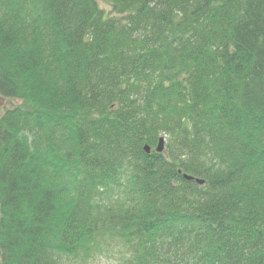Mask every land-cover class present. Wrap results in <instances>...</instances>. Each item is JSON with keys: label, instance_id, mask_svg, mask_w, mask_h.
<instances>
[{"label": "trees", "instance_id": "trees-1", "mask_svg": "<svg viewBox=\"0 0 264 264\" xmlns=\"http://www.w3.org/2000/svg\"><path fill=\"white\" fill-rule=\"evenodd\" d=\"M108 1L0 0V264H264V0Z\"/></svg>", "mask_w": 264, "mask_h": 264}, {"label": "rangeland", "instance_id": "rangeland-1", "mask_svg": "<svg viewBox=\"0 0 264 264\" xmlns=\"http://www.w3.org/2000/svg\"><path fill=\"white\" fill-rule=\"evenodd\" d=\"M98 4L106 13H111L112 7L108 0H97ZM22 105V101L18 99L3 98L0 96V117L11 108H15ZM167 145V141H166ZM155 150V149H154ZM127 250L124 247L116 248L110 253L98 256L94 259H90L82 264H121ZM64 264H80L75 260H65Z\"/></svg>", "mask_w": 264, "mask_h": 264}, {"label": "water", "instance_id": "water-1", "mask_svg": "<svg viewBox=\"0 0 264 264\" xmlns=\"http://www.w3.org/2000/svg\"><path fill=\"white\" fill-rule=\"evenodd\" d=\"M166 148V139L165 137H160L159 138V141H158V144H157V147H156V152L157 153H163L164 150ZM144 150L150 154L151 153V147L149 145H146L144 146ZM185 178L187 180H190V181H196L197 183H199L200 185H204L205 184V180L203 179H200V178H195L193 176H190V175H185Z\"/></svg>", "mask_w": 264, "mask_h": 264}, {"label": "bare ground", "instance_id": "bare-ground-1", "mask_svg": "<svg viewBox=\"0 0 264 264\" xmlns=\"http://www.w3.org/2000/svg\"><path fill=\"white\" fill-rule=\"evenodd\" d=\"M146 146V145H145ZM151 147V146H150Z\"/></svg>", "mask_w": 264, "mask_h": 264}]
</instances>
